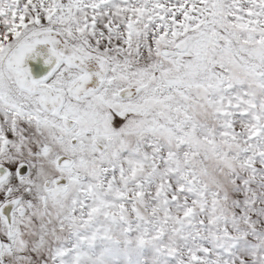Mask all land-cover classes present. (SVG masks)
Returning <instances> with one entry per match:
<instances>
[{"label": "snow or ice", "instance_id": "snow-or-ice-1", "mask_svg": "<svg viewBox=\"0 0 264 264\" xmlns=\"http://www.w3.org/2000/svg\"><path fill=\"white\" fill-rule=\"evenodd\" d=\"M0 264H264V0H0Z\"/></svg>", "mask_w": 264, "mask_h": 264}]
</instances>
